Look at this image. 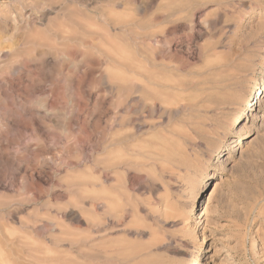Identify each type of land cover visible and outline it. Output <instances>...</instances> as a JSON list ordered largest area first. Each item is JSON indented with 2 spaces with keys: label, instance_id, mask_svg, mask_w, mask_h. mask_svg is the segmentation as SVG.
Here are the masks:
<instances>
[{
  "label": "rangeland",
  "instance_id": "1",
  "mask_svg": "<svg viewBox=\"0 0 264 264\" xmlns=\"http://www.w3.org/2000/svg\"><path fill=\"white\" fill-rule=\"evenodd\" d=\"M0 6L3 40L57 56L11 75L2 100L18 115L0 125V264H85L86 235L92 264H264V96L247 105L264 85V0ZM128 71L151 75V100L117 122Z\"/></svg>",
  "mask_w": 264,
  "mask_h": 264
},
{
  "label": "bare ground",
  "instance_id": "2",
  "mask_svg": "<svg viewBox=\"0 0 264 264\" xmlns=\"http://www.w3.org/2000/svg\"><path fill=\"white\" fill-rule=\"evenodd\" d=\"M41 5H43V2H41V3H39V5L38 6H41ZM0 7H2V6H0ZM26 13V12H25ZM22 14V13H21ZM20 16V15H19ZM24 16H25V14H24ZM32 18V17H31ZM31 18H30V20H31ZM5 19V21L4 22H6V24L9 22V17L7 18V17H5L4 18ZM29 20V19H28ZM3 22V23H4ZM20 23V22H19ZM75 23H77L78 24V22H75ZM21 30V29H20ZM1 34V33H0ZM22 34H20V36H21ZM40 40V39H39ZM25 41H27V40H25ZM38 44H36V40H33L32 39V41L30 40H28L26 43H21L19 40H17V41H14V42H10V43H8V41H5V40H3L2 39V36L0 35V115H1V118H0V125H2L3 126V124L8 120V119H10L11 117V115H15V114H17L18 113V111H17V113L15 112V111H13L12 109H10V108H8V107H6L5 105H3V103H5V102H3L2 100H4V98L6 97V91H7V88H12V85H11V80L10 79H12L11 78V75H14L15 73L17 74V73H19L20 71H22L27 65H29V64H34L35 66H37V65H39V66H43L44 64H45V60H46V57H48V56H56L55 54H56V52H54V53H52V52H48V50H44V49H39L38 47L39 46H37ZM27 48H31L32 50H30V51H28V52H25V51H23V52H21V50H24V49H27ZM52 51V50H51ZM61 57H62V55H60ZM59 56V57H60ZM57 57V56H56ZM64 58V57H63ZM47 59H49V58H47ZM59 59V58H58ZM60 59H62V58H60ZM54 60V59H53ZM57 60V59H56ZM55 60V62H57ZM63 60V59H62ZM64 61V60H63ZM11 63V64H5V63ZM58 63H61V61L59 62L58 61ZM64 63V62H63ZM65 64V63H64ZM6 65V66H5ZM60 65H62V64H60ZM39 66H38V68H39ZM40 69V68H39ZM42 69V68H41ZM22 73H23V71H22ZM21 74V73H20ZM20 74H17L18 76L20 75ZM24 75V74H23ZM30 77H31V75H30ZM151 75H148V73L146 72V71H128L127 72V74L125 75V76H123V77H118L117 78V81L119 82V83H121V84H126L127 85V87H125V88H122V86H120V85H117L116 83H115V87H116V95L118 96V98L116 97V99H119L120 98V100H121V97L123 96V94L122 93H126V97L128 96L129 98L127 99V100H125L124 101V103H125V105H124V107H122V105H123V103H119L118 102V104H117V106L115 107L116 108V110H115V115H116V117H115V121L117 120V122L119 121V120H121V118H122V115L124 114V112H125V110H128L129 112L131 111L130 110V106H131V103L132 102H140L141 100L142 101H145V100H147V99H150V97L148 96L149 95V91H148V89H149V86H148V83H147V81L149 82V80H151ZM13 83H14V81H13ZM16 83H17V81H16ZM14 85V84H13ZM27 86V85H26ZM155 86H157V85H155ZM158 87V86H157ZM165 87V86H164ZM25 88V87H24ZM177 88V87H176ZM175 88V89H176ZM21 89H22V87H21ZM165 89H168V88H166L165 87ZM174 89V90H175ZM9 90V89H8ZM19 90V89H18ZM115 90V89H114ZM170 90V89H169ZM227 90V89H226ZM10 91V90H9ZM16 90H14V92H15ZM257 91V90H256ZM258 91H259V93H260V97H259V100L258 101H256V102H253V99L249 102V104H247L248 105V107H250V108H252V109H254L256 106H259V105H261V103H262V97L264 96V85H262V88H259L258 89ZM12 92H13V90H12ZM8 94H9V92H7ZM11 94V93H10ZM152 94V93H151ZM174 94V93H173ZM19 95V94H18ZM17 95V96H18ZM77 95H78V93H77ZM77 95H75V97L77 96ZM115 95V96H116ZM164 95V94H163ZM167 95V94H166ZM15 96V95H14ZM132 96V97H131ZM150 96H152V95H150ZM255 96V95H254ZM10 97H12V96H10ZM78 97V96H77ZM125 97V98H126ZM153 97V96H152ZM151 97V98H152ZM156 97V96H155ZM167 97V96H166ZM19 98V97H18ZM17 98V99H18ZM10 98L8 97V100H9ZM12 99H14V98H12ZM7 100V101H8ZM151 100V99H150ZM155 100L156 99H154V102H155ZM153 101V100H152ZM16 101H14V103H15ZM41 104V103H40ZM40 104H38L39 106H40ZM48 104V103H47ZM156 104V103H155ZM155 104H153V106H158V105H155ZM7 105V104H6ZM46 105V104H45ZM16 107H18V109H22V105H21V103L20 102H18L17 101V104L15 105ZM37 106V105H36ZM13 107V106H12ZM11 107V108H12ZM42 107H43V105H42ZM159 107V106H158ZM15 108V107H14ZM40 108H41V106H40ZM160 108V107H159ZM15 109H17V108H15ZM27 109V108H26ZM37 109V108H36ZM50 109V108H49ZM30 110V109H29ZM29 110H28V112H29ZM38 110V109H37ZM158 110H160V109H158ZM21 111V110H20ZM51 111V110H50ZM54 111V110H53ZM137 111V110H136ZM155 111V110H154ZM45 112L46 113H49L48 112V110L46 109L45 110ZM156 112H158V111H156ZM250 112H251V109H250ZM31 113V112H30ZM55 113V112H54ZM145 113V112H144ZM37 114V113H36ZM18 115V114H17ZM31 115V114H30ZM247 115V114H246ZM245 115V112H243V114H242V116H246ZM21 116V115H20ZM241 116V115H240ZM8 117H10V118H8ZM35 117V116H34ZM41 117V116H40ZM49 117V116H48ZM146 116H143V118H145ZM148 117V116H147ZM14 118H15V116H14ZM51 118H52V116H51ZM142 118V119H143ZM18 119V118H17ZM40 119H42V118H40ZM113 119V118H112ZM139 119V118H138ZM20 120V119H19ZM43 120H45V119H43ZM8 122V121H7ZM48 122V121H47ZM42 123H44V122H42ZM140 123V122H139ZM161 123H162V120H161ZM164 123V122H163ZM121 124V125H120ZM8 125V124H7ZM6 125V126H7ZM118 126L117 127H120V128H123V127H127V126H131L132 125V123H131V121L130 120H128V121H123L122 120V122H120L119 124H117ZM120 125V126H119ZM32 126V125H31ZM31 126H28V127H31ZM134 126V125H133ZM27 127V126H26ZM27 127V128H28ZM4 128V127H3ZM22 128H23V126H22ZM32 128V127H31ZM114 128V127H113ZM30 129V128H29ZM136 129H137V131H141V129H142V125H140V124H138V125H136ZM28 130V129H27ZM119 131H121V130H119ZM31 132H34V129H33V131H31ZM196 133V132H195ZM4 134V133H3ZM0 136H1V132H0ZM2 137V136H1ZM5 138H7V137H5ZM5 138H3V139H5ZM0 139H2V138H0ZM7 140V139H6ZM6 140H4V141H6ZM78 140V139H77ZM37 141H38V139H37ZM36 141V142H37ZM39 142V141H38ZM2 143H4V142H2ZM7 144H8V142H6ZM5 143V144H6ZM40 143V142H39ZM34 145H38V143L37 144H34ZM7 147H10V146H6V148ZM33 147V146H32ZM109 147H111V146H109ZM3 148V147H2ZM5 148V147H4ZM26 149H28V150H31V149H29V148H26ZM38 151H39V149H38ZM23 152H26V151H23ZM28 152V151H27ZM41 154V153H40ZM42 156V155H41ZM44 156H45V154H44ZM46 157V156H45ZM45 157H42V158H45ZM41 157H40V159H42ZM45 159H47V157L45 158ZM44 159V160H45ZM43 160V159H42ZM37 163H39V161L37 160ZM38 165V164H37ZM26 169V168H25ZM34 170V169H33ZM24 173V172H23ZM22 173V175L24 176V174ZM22 177V176H21ZM210 178H213V176L211 177L210 176ZM20 179V178H19ZM173 179V178H172ZM217 188V185H216V187H215V189ZM214 190V189H213ZM15 206V205H14ZM13 207V206H12ZM208 207V205L206 206V208ZM10 208H11V206H10ZM14 208V207H13ZM204 209L203 211H202V214H200L199 215V217H197V219L199 218V219H201V218H203L204 217V215L206 214V212H207V209ZM17 209V208H16ZM14 211V210H13ZM15 216H12V219L11 220H13L14 219V221H15ZM8 220H10V219H8ZM18 220V219H17ZM16 220V221H17ZM20 222V224H22V221H19ZM18 223V222H17ZM28 223V222H27ZM88 223V222H87ZM16 223H14V225H15ZM37 224V223H36ZM88 224H90V223H88ZM95 224V223H94ZM23 225V224H22ZM93 225V224H92ZM27 227H28V225H26ZM25 226V227H26ZM34 226V225H33ZM45 226V225H44ZM88 226V225H87ZM86 226V231H87V233L88 234H91L93 231H94V233H99L98 231L99 230H91L90 231V229H89V227H91V226H88L87 227ZM94 226V225H93ZM97 226V225H96ZM95 226V227H96ZM29 228V227H28ZM28 228H26V229H28ZM36 228V227H35ZM39 228H42V227H39ZM38 229V228H37ZM30 230H34L35 231V229L33 228H31ZM39 230V229H38ZM44 231V230H43ZM33 232V231H32ZM40 232V231H39ZM45 232V231H44ZM42 234H43V232H41ZM94 238V237H93ZM98 239V238H97ZM96 238H94V239H91L90 238V236H88V235H86V237H85V239L82 241V248H83V250H82V252H81V258H82V260L85 262V264L87 263V264H92V261H94V255L91 253V252H89L91 249H89L90 248V242H91V240H97ZM98 241V240H97ZM93 243V242H92ZM94 248H96V247H94ZM93 250V249H92ZM94 251H95V249H94ZM24 254H26L25 253V251L23 252ZM23 254V255H24ZM27 255V254H26ZM97 255V254H96ZM30 257V256H29ZM28 257V258H29ZM21 258V257H20ZM27 258V259H28ZM98 258V257H97ZM22 260V259H21ZM23 260H25V259H23ZM96 260V259H95ZM26 261V260H25ZM97 261H95V263H96ZM94 263V264H95ZM97 263H99V260H98V262Z\"/></svg>",
  "mask_w": 264,
  "mask_h": 264
}]
</instances>
